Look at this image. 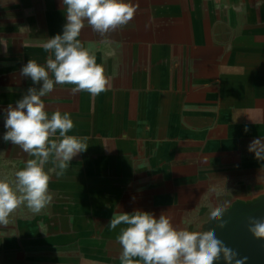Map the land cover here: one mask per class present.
I'll use <instances>...</instances> for the list:
<instances>
[{
	"label": "crops",
	"instance_id": "1",
	"mask_svg": "<svg viewBox=\"0 0 264 264\" xmlns=\"http://www.w3.org/2000/svg\"><path fill=\"white\" fill-rule=\"evenodd\" d=\"M127 2L137 11L126 26L101 37L85 22L78 37L107 91L64 84L41 98L89 146L61 177L49 172L45 209L22 205L0 225V264H121L125 225L109 229L113 213H164L177 229L207 231L213 210L264 195V161L247 150L264 140V0ZM65 23L61 0H0V178L10 182L34 157L3 141L4 110L41 86L20 69L46 64L43 43Z\"/></svg>",
	"mask_w": 264,
	"mask_h": 264
},
{
	"label": "clouds",
	"instance_id": "2",
	"mask_svg": "<svg viewBox=\"0 0 264 264\" xmlns=\"http://www.w3.org/2000/svg\"><path fill=\"white\" fill-rule=\"evenodd\" d=\"M66 23L62 33L43 43L50 53L45 65L33 59L20 69V76L30 78L36 87L4 110L5 143L18 146L34 157L15 172L14 181L0 178V225L7 226L9 217L22 205L39 214L52 201L49 192L51 176L61 177L75 156L87 150L88 137L68 135L74 122L70 115L56 110L49 117L42 97L54 91L55 85H73L71 92H88L95 96L107 91L109 80L95 55L83 46L78 37L87 25L101 37L126 26L134 19L137 6L127 0H61ZM52 74L50 78L49 74ZM248 131L247 126L245 132ZM59 133L58 139H53ZM255 159L264 161V140L253 139L247 149ZM51 162L54 167L45 170ZM224 210L215 209L211 219L219 221ZM125 225L117 236L122 251L121 264H216L223 257L225 264H245L247 257L217 238L216 231L177 229L164 213L157 218L146 211L113 213L108 223L111 230ZM223 227V224L220 225ZM248 231L264 240V218L249 217Z\"/></svg>",
	"mask_w": 264,
	"mask_h": 264
},
{
	"label": "water",
	"instance_id": "3",
	"mask_svg": "<svg viewBox=\"0 0 264 264\" xmlns=\"http://www.w3.org/2000/svg\"><path fill=\"white\" fill-rule=\"evenodd\" d=\"M261 218H264L263 214ZM248 220L244 218L235 227L216 233L217 238L238 253L237 259L247 257L245 264H264V240L255 238L248 231ZM216 264H225L222 256Z\"/></svg>",
	"mask_w": 264,
	"mask_h": 264
},
{
	"label": "rangeland",
	"instance_id": "4",
	"mask_svg": "<svg viewBox=\"0 0 264 264\" xmlns=\"http://www.w3.org/2000/svg\"><path fill=\"white\" fill-rule=\"evenodd\" d=\"M256 194H252L247 200L236 201L231 206V212H225L219 221H215V231L218 234L224 230L231 229L239 224L244 218H261L264 215V195L254 199ZM223 224V227L220 225Z\"/></svg>",
	"mask_w": 264,
	"mask_h": 264
}]
</instances>
